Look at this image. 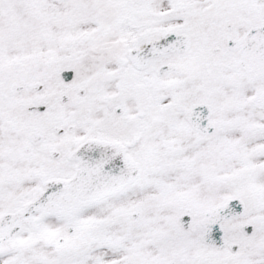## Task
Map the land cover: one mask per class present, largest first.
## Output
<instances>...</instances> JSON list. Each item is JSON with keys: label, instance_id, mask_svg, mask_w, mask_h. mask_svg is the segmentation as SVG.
<instances>
[{"label": "snow or ice", "instance_id": "1", "mask_svg": "<svg viewBox=\"0 0 264 264\" xmlns=\"http://www.w3.org/2000/svg\"><path fill=\"white\" fill-rule=\"evenodd\" d=\"M0 264H264V0H0Z\"/></svg>", "mask_w": 264, "mask_h": 264}]
</instances>
